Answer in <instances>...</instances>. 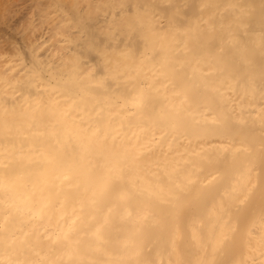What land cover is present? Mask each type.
Wrapping results in <instances>:
<instances>
[{"label": "clouds", "instance_id": "1", "mask_svg": "<svg viewBox=\"0 0 264 264\" xmlns=\"http://www.w3.org/2000/svg\"><path fill=\"white\" fill-rule=\"evenodd\" d=\"M0 264H264V0H0Z\"/></svg>", "mask_w": 264, "mask_h": 264}]
</instances>
